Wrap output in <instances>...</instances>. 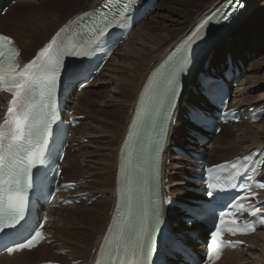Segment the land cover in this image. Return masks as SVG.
<instances>
[{"label": "bare ground", "instance_id": "obj_1", "mask_svg": "<svg viewBox=\"0 0 264 264\" xmlns=\"http://www.w3.org/2000/svg\"><path fill=\"white\" fill-rule=\"evenodd\" d=\"M10 0H0V6L2 4L8 3ZM46 3V9H48L47 1L44 0ZM102 0H84L85 7H82L79 10H71L68 13H71L72 11H77L74 14H71L67 18L61 17V19L55 18V20H52L50 17V14H43L41 16H33L32 14L25 15L24 18L26 19V22L23 20H19L20 26L13 27L15 25V16H13V11L16 8H19V5L24 2H28V0H18V3H15L13 6H11L7 13L5 14V17L0 19V25L4 26L7 25L9 27H13L15 30L16 38H14L13 35L9 33V35L13 38L14 44L19 48L21 59L23 61H26L32 55L34 54L35 50L40 48L49 38L50 36L64 23H66L68 20H71L74 16L81 14L93 7H95L99 2ZM229 1V0H228ZM227 0H199V2H193L189 0H173L172 6H167L172 3L170 0H159L158 5L155 9V12L153 13V17H151V20L153 21V24L148 26L146 23L137 26L133 28L132 35L129 38L130 41L128 43L121 44L120 47H118L113 54L110 56L108 61L105 63L103 68L101 69L99 76L97 80L100 78L104 70L106 71V68L110 64L116 63L118 60V53H125L124 61L122 62V69H116L115 72H120L121 76L116 77L115 76V82L117 84L114 85L115 91V99H113V105L114 107L112 109L113 112L110 114H106V116L112 120H109L107 117V122L104 125V129L108 127L111 128V131H108V139H104V149L105 151L103 153H97V160L99 161L97 166L99 172H95V179L86 180V184L84 188L86 191L93 193L95 196L96 194L100 193L102 191L103 194H106V199L110 203L111 206V200L110 195L112 193V187L114 185L113 179L111 181V173L115 172V163H116V155L118 151V146L120 144L121 138L123 136L124 130L127 127L128 121L130 119L131 111L135 103L136 96L145 80V77L147 74L161 61V59L170 51V49L177 43L178 40L184 35V33L189 30L197 21L199 18L207 14L208 12L218 8L221 5H224L228 2ZM54 2V1H53ZM75 4H80L81 0H74ZM169 2V3H167ZM57 4V3H56ZM53 5L52 9L55 12L59 11V6L61 7L60 10H62L65 6L61 4ZM42 3L40 2V6ZM24 6V5H23ZM22 6V7H23ZM39 6V7H40ZM64 6V7H63ZM160 6V12L158 14V7ZM264 6V3L262 0H247L246 1V7L242 14L237 18L234 25L237 24L238 29L232 30L230 34L225 36V38L222 40L223 46L216 50L214 59H220L222 56H224L225 52L227 50H230L231 52L235 53L239 57H243V51H246V46L251 43L257 42L258 34H261L264 31V19L262 20L261 17H257L255 15V12L262 8ZM38 7V6H37ZM35 8V7H34ZM51 10V9H50ZM18 11V10H17ZM28 11V10H27ZM47 12V10H46ZM162 12L164 14L162 15ZM44 13V12H43ZM66 13V14H68ZM24 14V13H23ZM26 14V12H25ZM161 14V15H160ZM55 14H52L51 16H54ZM56 16V15H55ZM157 19V21H156ZM240 20V21H239ZM239 21V22H238ZM30 23V25L28 24ZM235 27V26H234ZM246 31L249 35L245 36L244 32ZM236 36L234 41L227 42V38L229 36ZM261 38L264 39V35H261ZM128 39V40H129ZM139 41V44L136 46H133V41L136 40ZM127 40V41H128ZM41 44V45H40ZM220 44V43H219ZM40 45V46H39ZM123 45V46H122ZM135 45V44H134ZM239 45V47H238ZM38 46L37 48H35ZM137 47V48H135ZM34 48V49H33ZM135 48V49H134ZM129 50V52H127ZM152 55V58H151ZM264 59V58H263ZM132 62H131V61ZM257 64V63H256ZM254 67V66H253ZM139 68V69H138ZM256 68V67H255ZM253 68V69H255ZM128 71L127 77L126 73L124 71ZM116 75V74H115ZM130 78V79H128ZM111 81V80H110ZM248 81V80H247ZM253 81V80H252ZM107 82V81H106ZM109 83V81L107 82ZM245 87L244 89H246ZM249 88V86H248ZM252 89V88H251ZM240 91L234 92V101L231 104L232 107H239L243 103L248 105H254L260 102V100L252 99L251 97L244 98V99H238V93ZM264 93V92H263ZM262 93V94H263ZM259 94V97L260 95ZM252 95V94H251ZM96 96L101 97V92L97 94ZM130 96V97H129ZM129 97V98H128ZM262 98L263 95L261 96ZM260 97V99H261ZM4 97L0 96V103ZM81 98V99H80ZM77 103L74 106V110L76 111V108H85L84 101L86 100V97L80 96ZM257 107H264V102L258 103ZM105 105H112V104H106ZM86 109V108H85ZM84 109V111H86ZM86 113H90L92 115V119L94 118V115L100 116L102 114L101 111H97L94 113L87 110ZM100 113V114H99ZM75 115H83L84 113L75 112ZM105 115V113H104ZM123 115L121 121L119 122L120 116ZM89 116V115H88ZM104 117V116H103ZM105 118V117H104ZM264 118H262L258 124L262 123ZM99 120V119H98ZM102 121V120H101ZM109 121V122H108ZM182 119H179V122L173 127L172 133L175 135V144L187 146L186 142L184 141V134L181 131V128L185 125L183 122H181ZM101 123V122H100ZM102 124V123H101ZM257 124V126H258ZM263 124V123H262ZM189 125V124H188ZM261 125V124H260ZM236 127V125H227L226 127ZM238 126V125H237ZM240 126V125H239ZM254 126V125H253ZM256 126V125H255ZM254 126V127H255ZM256 126V127H257ZM229 127V128H230ZM245 127V126H244ZM252 127V126H250ZM249 127V128H250ZM103 128V127H102ZM249 128L247 129H241L242 132L238 136L236 135L234 141H228L225 145H220L221 147L226 148H235L234 153H230L226 159L220 160V162H225L227 160H230L236 156H239L243 153L248 152L251 148L264 145V131H262V134L259 135L261 132L260 130H254L250 131ZM103 130V129H102ZM115 130V131H114ZM78 131V128L75 129V132ZM100 131V130H98ZM74 132V133H75ZM94 132V131H93ZM221 132V131H220ZM235 132V131H234ZM89 134V133H88ZM95 134V132H94ZM107 134V132H106ZM234 134V133H233ZM101 135V134H100ZM220 135V133L218 134ZM114 138L110 140V137ZM80 137H85L84 135H81ZM231 140V139H230ZM103 142V141H102ZM225 142V141H224ZM223 142V143H224ZM243 142H246V145H242ZM100 143V142H99ZM219 143V142H218ZM95 144V143H94ZM216 145V144H215ZM99 146V145H98ZM111 149L108 151V149ZM217 148L218 145H216ZM215 146H213L214 148ZM98 148V147H97ZM101 148V147H100ZM208 148V146H204L203 149ZM101 152V151H100ZM93 152H90L88 154H80L81 158L84 156H87L89 154H92ZM95 156V157H96ZM172 160V161H171ZM171 162L170 168L167 166V162ZM185 161L183 159H180L179 157H173L171 159V156H168L165 158V179L168 180V187L171 188V186L175 187L176 190H173V192H177L178 190H181L182 186H186L187 184L182 181L179 176H182L183 178L186 176H191L189 171H186L187 168L185 167ZM94 162V161H93ZM217 162V163H220ZM80 165L83 166H89L88 169L82 170L78 173L77 178H87L88 176H92V173L90 172V169H94L93 163L90 161H80ZM215 163V164H217ZM96 167V166H95ZM173 169L174 172H172L171 176L167 174V171ZM96 170V169H94ZM105 176V177H103ZM91 187L92 189H88ZM177 187L181 188L178 189ZM94 189V190H93ZM184 191V190H182ZM96 192V194H94ZM70 209V208H69ZM73 209V207H72ZM110 209V207H109ZM104 219L100 218L99 216H95L92 219L94 220L93 224L91 226L89 225H83L82 227L91 228V232H95L96 229H94L97 225L101 223L103 220L98 232L96 233L94 239L89 243V248L87 252L84 254L78 253L76 249H78V246L80 248H83L81 246L83 238L82 236L79 238V240L73 244L69 239H66L64 236H62L60 233H57L55 237L57 244H62L59 247H63L70 251L69 256H75L77 260H82V264H87L92 255V251L95 248L97 242L99 241V237L101 236L105 222L108 218V214L106 215V211L104 212ZM179 213H176L174 218H179ZM91 219V220H92ZM100 219V220H99ZM59 223L53 224V226H57L62 229L63 227H68L69 225V219L68 215L65 214V217L62 216L58 218ZM65 224V225H64ZM78 228V227H77ZM83 229H79L78 231H82ZM187 231L190 230L189 228L186 229ZM76 231V232H78ZM93 232V233H94ZM54 232L52 231V234ZM247 246L251 248L247 251L246 257H243V251L241 252H233L231 254H228L221 264H254L257 262H260L264 259V231L258 232L256 234L251 235L250 237L246 238ZM86 243V242H85ZM87 246V247H88ZM84 249V248H83ZM200 250V247L198 248ZM36 252L40 253L41 255L45 256L47 254L48 250L44 248H38L35 251H32L31 253H26L24 255L25 258H33L34 254ZM54 260V258L49 259H42L39 262L44 261H50ZM2 260H0L1 264ZM36 263V262H35ZM38 263V262H37ZM34 264V263H33Z\"/></svg>", "mask_w": 264, "mask_h": 264}, {"label": "snow or ice", "instance_id": "obj_2", "mask_svg": "<svg viewBox=\"0 0 264 264\" xmlns=\"http://www.w3.org/2000/svg\"><path fill=\"white\" fill-rule=\"evenodd\" d=\"M242 6L243 0H229L228 8L222 15V21L218 22L228 21L232 14ZM104 30L107 31V28ZM0 43H10L9 37L0 36ZM61 52L63 49L53 50L52 45L49 44L21 71L15 62H12V56L15 55V52L10 56L8 53L0 51V87L12 93V106L7 109L12 119L5 121V124L9 125V130L8 132L0 130V234L16 226L23 219L24 198L20 194L34 183L33 164L40 155L37 151V144L42 146L48 135L53 132L46 120V110L51 107L49 102L52 99V92L59 76V60L56 57ZM181 63L182 61L178 62L173 69V76ZM34 66L36 70L30 71ZM176 95L177 87L173 80L169 79L163 92V97L168 98L169 107L165 109V120L160 129L159 140L155 145L154 150L157 152L160 143L163 142L167 134L168 120L171 119V109L176 104ZM163 104L164 99L161 98L159 105L163 106ZM159 110L158 107L156 111L159 112ZM37 135L38 140L34 144L33 136ZM25 153L26 155H24ZM154 179L158 182V171ZM6 193L8 194L7 207L4 206ZM13 194H17L15 201ZM211 194L209 193V195ZM160 203H167V201L162 200ZM259 211V208L254 210V212ZM126 219L127 217H125ZM160 223L161 209L157 205L154 206L151 215L152 227L147 232L137 233V240L133 246L134 255L146 256L153 251V233L159 230ZM232 223L235 224V220ZM218 235V231L211 233L209 259L216 255L219 243ZM40 239L41 233L35 231L31 238L27 239L26 242H20L17 248H29ZM7 250L13 252L16 249L8 247Z\"/></svg>", "mask_w": 264, "mask_h": 264}, {"label": "rangeland", "instance_id": "obj_3", "mask_svg": "<svg viewBox=\"0 0 264 264\" xmlns=\"http://www.w3.org/2000/svg\"><path fill=\"white\" fill-rule=\"evenodd\" d=\"M12 1L13 0H10V1H8V3H11ZM20 1H22V0H20ZM46 1H47L48 9H46V3H45L44 0H28V2L21 3L19 5V8H16L13 11V16H15V20H16L15 25L13 27H15V26L19 27L20 26L19 20L20 21L23 20V21L26 22V19L24 18V16L28 15L29 13L32 14V12H33V14H32L33 16H35V14L37 16H41L43 14H48V15L50 14L51 19L55 20V18H57V19H61V17H63V19L67 18L71 14H74L75 12H77V11H72L71 13H68L71 10H74V9L75 10H79L82 7L87 6V5H85L84 0H81L80 4H78V5L75 4V2H73L74 0H46ZM170 1H172V3L170 5H167V6H172L173 5V0H170ZM189 1L199 2V0H189ZM40 2L42 3L41 6H40ZM262 2L264 3V0H262ZM15 3H18V0H16ZM56 3L64 5L65 7L63 6L64 8L62 10H60L61 7L59 6V8H60L59 11L55 12V11H53L52 7ZM167 3H169V2H167ZM46 10H47V12H46ZM25 12H26V14H25ZM159 12H160V6L158 7V11H157L156 14H158ZM66 13H68V14H66ZM52 14H55L56 16L55 15L51 16ZM163 14H164V12H162V15ZM255 15L257 17H261V19L263 20L264 19V6L262 8H260L259 10H257L255 12ZM0 17H2V16H0ZM151 17H153V14L147 20H145L142 23H140V25H142L144 23H146L148 26L152 25L153 21L151 20ZM0 19H2V18H0ZM156 21H157V19H156ZM28 24L30 25V23H28ZM234 26L235 27H233L232 30H236L237 31V29H238V27L240 25L237 26V24H236ZM13 27L11 28V27H9L7 25H4V26L0 25V31H2L4 33H7V34L10 33L11 35L14 36L15 39H17L16 35L14 34L15 30H14ZM136 29H137V26H136ZM244 34H245V36L249 35L248 33L246 35V31L244 32ZM261 35H264V31L261 34H258L257 42H254V43H251V44L248 43V45L246 46V51H243V55H244V59H243L244 69L242 70L243 75L240 77L237 87L232 89V99L230 101V104H232L234 99H235V97H234V92L235 91L245 92V96L243 98L239 97V94H240V92H239L238 93V99H244V98L251 97L252 99H257L258 98L260 100V102H258V103H261V102L263 103L264 102V98L261 97L262 95L264 97V93H263L264 92V59H263L264 58V39L261 38ZM235 37L233 35L229 36L227 38V42L234 41ZM129 41H130V39L126 43H128ZM137 44H139V41H137V39H136V40L133 41V46H136ZM37 47L38 46H36L35 48H37ZM238 47H239V45H238ZM135 48H137V47H135ZM127 52H129V50ZM125 55H126L125 53L124 54L121 53V52L118 53V60H121V61H119V62L116 61V63L110 64L106 68V71L104 70V72L102 73V75L100 76V78L98 80H97L98 77L96 79H94L93 82L90 84V86L87 89H85L83 92L79 93L73 100L75 102L71 106L72 109L74 108V106L77 103V101L80 98V96H83V97H86V100L84 101L85 103H83V104H84V107L88 111H90V112H92L94 114L97 111H101L102 114L99 113L100 116L94 115V118L92 119L93 116L90 115V113H86L87 110L85 108H80V107L76 108L77 109L76 111L84 113L85 120L78 127V131L75 132V135H77L78 138H83V137H80L81 135H84L85 137H89V141H88V143L86 142L87 144L83 145V149H82L81 152H79L78 154H71L70 153L68 155V158L66 159V162L69 165V170L66 172V174L68 176L75 175L77 177L78 173L80 171L88 169V167H89L88 165L82 167L80 165V163H79L80 161H85V160L92 162L93 166H94V169H96V170H94L93 168L90 169V172L92 173V176L90 175L91 180L95 179V177L97 176V175H95V172L96 173L99 172V170L97 169L98 168L97 166H99L98 165L99 161L97 160L96 154L97 153H103L105 151V149L103 148L104 145H105L104 144V141H105L104 139H106V138L108 139V137H107L108 136V131L109 130L111 131L110 127H108V129L107 128L104 129V125L106 124L107 120L109 119L106 116V114H110L114 110V109H112L114 107L113 99H115L114 98L115 95H116L115 91H117V90L113 89L114 85L117 86V84H116L114 79H115V76L117 78L121 76L120 72L116 73L115 70L117 68L118 69H122V62L124 61L123 59H124ZM151 58H152V55H151ZM253 68H255V69H253ZM124 72L126 73V77H127V74H128L127 72L128 71L126 70ZM128 79H130V78H128ZM106 81L107 82L109 81V83H107ZM248 86H249V88H248ZM245 87H247V88L244 89ZM99 92H101V94L104 97V99H102L101 97L96 96L97 94H99ZM259 94H262V95H260L261 99L259 97ZM199 98H200V96H199ZM105 102H106V104H112V105L106 106ZM258 103L255 104V105H259ZM262 108H264V107H262ZM84 109L86 111H84ZM76 111L74 110V113ZM104 113H105V115H104ZM122 117H123V115L120 116L119 122L121 121ZM109 120H112L111 117H110ZM262 123H260L261 125L258 124V123L248 125V124H246V122H242L240 124H236V127H233V126L232 127L229 126L230 128L229 127H224L222 132H220V135H217V136H214L213 138H211L210 142L207 144L208 148H206V158H205L206 161H208L210 163V165H214L215 163L220 162V160H224V159L228 158L227 156L230 155L231 152L234 153L237 150H235V148H231V147H229V148L221 147L220 145H222V146L225 145L227 140L228 141H234L236 135L238 136V133L240 134L243 129L245 130V129H247V127L249 128L250 126H252V127L249 128L250 131H254V130H260L261 131V129H262V131H264V119H263ZM257 124H258V126H257ZM253 125L254 126L256 125L257 127L256 126L254 127ZM98 130H100V131H98ZM93 131L95 132V134H94ZM262 131L259 133V135L262 134ZM106 132H107V134H106ZM112 139H114V138L110 137V140H112ZM215 144L218 145L219 148H217V146ZM242 145L243 146L246 145V142H243ZM213 146H215V147L213 148ZM110 149H111V146L108 149V151ZM90 152H93V153L81 158L80 154H88ZM171 159H173V157H171ZM170 164H171V162H168V165H169L168 167L169 168H170ZM172 172H174V170L170 169V173L171 174H172ZM170 173H169V175L171 176ZM103 177H105V176H103ZM68 179H71V177H68ZM112 179H113V173H111V181H112ZM180 179L183 180L182 178H180ZM186 186H182V187H184L182 189L177 187L178 189H181V190H178L177 192H173V190H176V188L174 186L173 187L171 186V189H172V192L177 197L184 198V197L190 195L189 192H187L188 189H186L187 188ZM88 189H92V188L89 187ZM182 190H184V191H182ZM94 194H96V192H94ZM98 194L99 195H103V196L100 199H98L96 202L91 204V205H88V206L79 205V206L73 207V209L72 208H70V209L67 208L64 211H55V213H56V215H55L56 219L55 220L56 221L54 222V224H58L59 223V220H58L59 216L60 217H62V216L65 217V214L68 215V219L70 221H69V224H66V225H69V226L68 227H63L62 229L60 227L57 229L56 228L57 226H55L54 227L55 230H53V232H54L53 235L56 236L57 233H60L66 239H69L73 244H75L79 240V238L83 235L82 236L83 241H82L81 246L84 249L80 248L79 246H78V249H76L77 252L81 253V254H83V253L85 254L87 252V250L89 248L88 245L94 239V237H95L96 233L98 232L103 220L101 221L99 226L97 225L94 228V229H96L95 232L93 231L94 233L91 232V228H86V227H82V226L86 225V224L91 226L93 224V222H94V220L92 218L95 217V216H99L101 219L102 218L104 219V215H105L104 212L106 211V215H107L109 207H110V203L107 201V199L105 197L106 194H103L102 191L100 193H98ZM98 194H96V195H98ZM79 229H83V230L82 231H78ZM76 231H78V232H76ZM46 249L48 250V252H47V254H45V256H43L40 253L36 252V254H34L33 258H30V259L29 258H25V259H23V263L33 264L35 262L36 263L39 262L43 258L44 259L55 258V259L61 260L60 258L55 257L50 252V250L48 248H46ZM246 256H247L246 253H243V257H246ZM74 257L76 258V255Z\"/></svg>", "mask_w": 264, "mask_h": 264}]
</instances>
